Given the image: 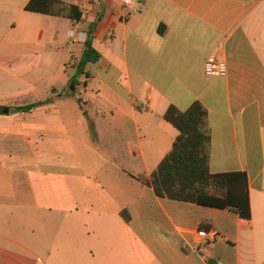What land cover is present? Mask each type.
<instances>
[{
  "label": "crops",
  "instance_id": "0c3cea01",
  "mask_svg": "<svg viewBox=\"0 0 264 264\" xmlns=\"http://www.w3.org/2000/svg\"><path fill=\"white\" fill-rule=\"evenodd\" d=\"M60 1L90 12L76 22L0 0V264H264V0ZM95 20L102 58L81 104L9 105L20 90L64 93L84 50L67 34ZM215 54L225 76L207 74ZM195 102L208 110L211 172L247 176L250 225L141 181L179 136L168 109ZM41 110L55 114L28 122L16 148L11 117Z\"/></svg>",
  "mask_w": 264,
  "mask_h": 264
},
{
  "label": "trees",
  "instance_id": "16d2710c",
  "mask_svg": "<svg viewBox=\"0 0 264 264\" xmlns=\"http://www.w3.org/2000/svg\"><path fill=\"white\" fill-rule=\"evenodd\" d=\"M28 11L66 17L80 21L82 13L78 6L68 5L60 0H31ZM99 20L93 21L87 28V40L82 57L76 61L75 73L70 77L69 85L59 98H76L82 77L88 79V65L100 61L101 53L95 48V31ZM81 104L82 100L77 99ZM46 102H39L25 107L15 108V112L30 113ZM165 119L179 132L173 149L158 168L141 181L154 189L160 198L194 203L201 206L236 211L242 222L251 224V206L248 180L244 173L213 174L211 165V131L208 110L200 102H195L188 110L181 111L171 106ZM123 217L129 221L128 211ZM209 264H215L209 262Z\"/></svg>",
  "mask_w": 264,
  "mask_h": 264
},
{
  "label": "rangeland",
  "instance_id": "374dc122",
  "mask_svg": "<svg viewBox=\"0 0 264 264\" xmlns=\"http://www.w3.org/2000/svg\"><path fill=\"white\" fill-rule=\"evenodd\" d=\"M67 43V42H66ZM68 45L71 43H67ZM76 63L71 64L70 67H68L69 70V74L70 76H72L75 73L74 70V66ZM82 82H86V78L82 77ZM63 88H56V90H52L50 91L48 94L45 95H31V96H26L23 95V93L26 92L24 90H20L19 92H21V95L18 96V100L16 102H13L12 104H9L11 106H17L19 104H25L28 102H34V101H51V102H55V104L58 105V107L63 106V110L65 109L64 106H68L69 109L71 106H75L76 104H80L77 99H83L82 92L84 91V86L79 87V92L77 93V97L76 98H66V99H60L58 96V93H60L62 91ZM32 93L34 91H37L36 88H31ZM86 95H84L85 97ZM84 101V100H83ZM99 103L102 102V100H98ZM51 109V108H50ZM82 111L79 113V118L80 119H84V115L86 113L85 107L81 108ZM57 113V112H56ZM55 112L51 111V110H41L38 112H35L31 115H23V114H16L15 116L11 117L12 121H14V145L16 148H19L22 146V142H23V137H24V131H25V126L27 125L28 122H36L39 120H43V119H49L51 115H54ZM58 114V113H57ZM61 114L70 117L74 115V112H61Z\"/></svg>",
  "mask_w": 264,
  "mask_h": 264
},
{
  "label": "built area",
  "instance_id": "2783aa9c",
  "mask_svg": "<svg viewBox=\"0 0 264 264\" xmlns=\"http://www.w3.org/2000/svg\"><path fill=\"white\" fill-rule=\"evenodd\" d=\"M131 0H125V4L129 5ZM90 9L87 7H83L82 13L83 15H88ZM87 32L81 30H71L66 37L67 43H80L85 44L87 40ZM207 74L210 76H225L227 73V68L225 62L217 55H213L207 62L206 65ZM202 237L206 235L205 232L200 233Z\"/></svg>",
  "mask_w": 264,
  "mask_h": 264
},
{
  "label": "water",
  "instance_id": "95a60500",
  "mask_svg": "<svg viewBox=\"0 0 264 264\" xmlns=\"http://www.w3.org/2000/svg\"><path fill=\"white\" fill-rule=\"evenodd\" d=\"M9 112H10L9 108H5V109H4V113H5V114H8Z\"/></svg>",
  "mask_w": 264,
  "mask_h": 264
}]
</instances>
